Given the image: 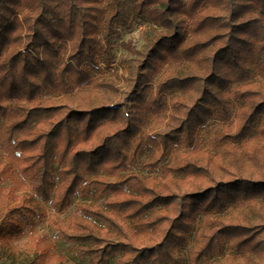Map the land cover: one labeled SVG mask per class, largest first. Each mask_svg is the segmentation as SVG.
<instances>
[{"label":"trees","instance_id":"16d2710c","mask_svg":"<svg viewBox=\"0 0 264 264\" xmlns=\"http://www.w3.org/2000/svg\"><path fill=\"white\" fill-rule=\"evenodd\" d=\"M131 19L142 47L103 73ZM0 148L55 213L97 203L58 227L88 264H186L196 218L240 203L192 261L264 264V0H0Z\"/></svg>","mask_w":264,"mask_h":264},{"label":"rangeland","instance_id":"374dc122","mask_svg":"<svg viewBox=\"0 0 264 264\" xmlns=\"http://www.w3.org/2000/svg\"><path fill=\"white\" fill-rule=\"evenodd\" d=\"M131 23L132 28L122 29L121 35L114 38L111 52L114 57L111 65L113 69L106 68L103 73L110 74L117 66L120 67L119 73H123L121 69L124 65L123 59L128 55V49L125 46L128 41H131L136 48L142 47L144 42L142 33L148 25L138 19H131ZM211 134H214L211 125L200 128L197 134L198 143L202 146ZM148 157L149 155L142 156L137 170L145 174L159 173L158 170L149 171L142 165ZM9 161L7 153L0 148V171L4 169V177L0 179V264H20L23 260L34 261V264H88V260L77 256L74 246L60 235L58 227L60 225L67 228L72 227L74 217L82 213L81 204L94 207L97 203L76 199L73 206L60 214L55 213L47 202H42L36 195L18 173L16 166H7ZM22 198L29 199L30 203L39 210L38 215L33 213L29 215L30 220L8 212L10 206ZM245 205L240 203L235 207H229L225 213L218 216L209 214L204 218L197 217L195 230L192 233L189 247L186 249L189 257L186 264H256V255L236 251L231 241L223 243L221 253L214 249L208 259H203L199 263L192 261L193 251L191 249L204 243L207 234L214 228L213 225L218 224L213 218L219 217L220 221L234 222L236 219L244 221L242 219L252 215V211Z\"/></svg>","mask_w":264,"mask_h":264}]
</instances>
